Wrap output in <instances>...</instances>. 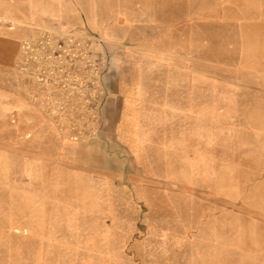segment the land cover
<instances>
[{"label":"rangeland","instance_id":"374dc122","mask_svg":"<svg viewBox=\"0 0 264 264\" xmlns=\"http://www.w3.org/2000/svg\"><path fill=\"white\" fill-rule=\"evenodd\" d=\"M51 2L0 0V264H264V0ZM40 28L101 39L100 118L46 115Z\"/></svg>","mask_w":264,"mask_h":264},{"label":"built area","instance_id":"2783aa9c","mask_svg":"<svg viewBox=\"0 0 264 264\" xmlns=\"http://www.w3.org/2000/svg\"><path fill=\"white\" fill-rule=\"evenodd\" d=\"M18 70L38 89L36 99L51 118L96 119L106 93L100 80L108 67L99 37L84 33L60 36L40 28L22 39Z\"/></svg>","mask_w":264,"mask_h":264},{"label":"bare ground","instance_id":"6f19581e","mask_svg":"<svg viewBox=\"0 0 264 264\" xmlns=\"http://www.w3.org/2000/svg\"><path fill=\"white\" fill-rule=\"evenodd\" d=\"M55 1L56 0H52L51 6H49L47 9L45 8V6L43 4L39 9L38 8H31V7H29L25 12H27V15L28 14H33V13L40 12V13L49 15L50 17H53L55 19L58 18V17H60V18H62V19H64V20L67 21L69 19L68 13L65 12V11L60 10V7L58 5H56L57 3H55ZM245 1H247V0H245ZM92 18L93 17H91V15L88 17V19L90 20V24L93 25L94 22L92 21ZM262 29H263L262 27H258L255 30L258 39L264 37V36L262 37ZM250 39L251 38L250 37L248 38L246 35H244L243 38L241 39V48L243 49L242 50V54H243L245 60H247V61L249 60L250 63L252 64L250 66V69L251 70L257 71V73L264 74V69H261V70L258 69V67H260V65H261V62H264V45H263L264 44V39L262 40L263 41L262 43L260 42V40H258L254 44H252V41ZM6 46L10 49V52L12 51V53L14 55V53H15L14 52V48H12V50H11V47H9L11 45H9V43ZM253 46L255 47V51H254V53L256 52L255 53V56L252 55L253 54L252 53V47ZM125 104H126V108L127 107H130V102L128 100L125 102ZM83 201L85 202V200H83ZM61 213L62 212H59V214H57L55 216V223L61 221V216H60ZM69 220H70V223L71 224H74L75 225L76 222H77V220H78V216L76 214H73V216H71V218ZM13 229L16 230L15 227H13ZM83 264H85V263H83Z\"/></svg>","mask_w":264,"mask_h":264}]
</instances>
